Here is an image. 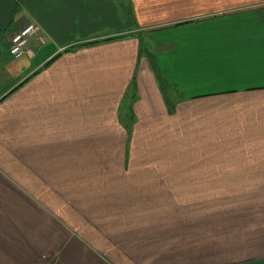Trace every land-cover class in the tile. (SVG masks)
Masks as SVG:
<instances>
[{
  "label": "crops",
  "instance_id": "obj_1",
  "mask_svg": "<svg viewBox=\"0 0 264 264\" xmlns=\"http://www.w3.org/2000/svg\"><path fill=\"white\" fill-rule=\"evenodd\" d=\"M0 43V264H264V0H0Z\"/></svg>",
  "mask_w": 264,
  "mask_h": 264
},
{
  "label": "rangeland",
  "instance_id": "obj_2",
  "mask_svg": "<svg viewBox=\"0 0 264 264\" xmlns=\"http://www.w3.org/2000/svg\"><path fill=\"white\" fill-rule=\"evenodd\" d=\"M38 37H39V30L35 34V36L33 37V39H31V41H30V43H29V45L27 47V50H26L25 54L28 53V52H31L30 48L32 46V42L34 40H36ZM141 49H142V53L140 55L146 57L145 55H146L147 50L149 49V45L148 44H145V47L142 46ZM0 54L9 55L8 48L5 46V44L0 43ZM133 92H135V91H133V84H132V85H130L129 94L126 95V96H128V98H127V100H126V98L124 100L125 101V105L122 104L121 110H120V117H121V120L120 121L123 124V126L125 127L126 131L129 133V135L131 134V132L133 130L134 123L136 122L135 121V116L132 113V110L130 108H128V106H129L128 103H129V101H131L130 99H131V96H132V93ZM167 94L170 96L169 97L170 101L175 104V109H176V104H177V101L179 100V98H177L176 94L171 89L168 91ZM136 96L138 97L137 92H136ZM174 112L175 111H173L172 113H170V112L169 113L170 114H173ZM190 146H191L190 143H186V142H179V144H178V147L184 148V149H181V150H185V148L186 149H190ZM174 149H176V148H174ZM187 160L188 161H183V164L184 165H189L190 164V159H187Z\"/></svg>",
  "mask_w": 264,
  "mask_h": 264
},
{
  "label": "built area",
  "instance_id": "obj_3",
  "mask_svg": "<svg viewBox=\"0 0 264 264\" xmlns=\"http://www.w3.org/2000/svg\"><path fill=\"white\" fill-rule=\"evenodd\" d=\"M38 30L39 27L37 23L29 22L19 32L15 33L11 37L10 54L14 58L22 57L25 54L31 39H33Z\"/></svg>",
  "mask_w": 264,
  "mask_h": 264
},
{
  "label": "trees",
  "instance_id": "obj_4",
  "mask_svg": "<svg viewBox=\"0 0 264 264\" xmlns=\"http://www.w3.org/2000/svg\"><path fill=\"white\" fill-rule=\"evenodd\" d=\"M140 53H142V49L140 50ZM139 53V54H140ZM146 58L148 59L149 63H150V66L157 78V82H158V86L160 88V91L165 99V103L167 104V107H168V111L170 113H172L173 111H175V104L173 102L170 101L169 99V95L167 94L168 91L171 89L174 91V93L176 94V90L174 88V86L172 84H170L163 76L162 74L160 73L158 67H157V64H156V61H155V56L147 50L146 52ZM133 90H135V92L132 93V96L133 98H137L136 96V88H137V83L136 81L134 80L133 81ZM133 113V111H132Z\"/></svg>",
  "mask_w": 264,
  "mask_h": 264
}]
</instances>
